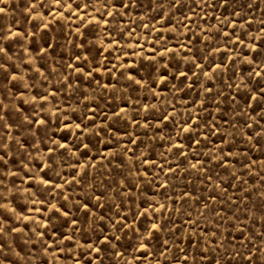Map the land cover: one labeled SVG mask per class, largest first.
<instances>
[{"label":"rangeland","instance_id":"1","mask_svg":"<svg viewBox=\"0 0 264 264\" xmlns=\"http://www.w3.org/2000/svg\"><path fill=\"white\" fill-rule=\"evenodd\" d=\"M0 264H264V0H0Z\"/></svg>","mask_w":264,"mask_h":264}]
</instances>
